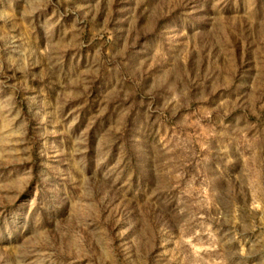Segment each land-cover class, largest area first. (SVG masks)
I'll use <instances>...</instances> for the list:
<instances>
[{"label": "rangeland", "instance_id": "obj_1", "mask_svg": "<svg viewBox=\"0 0 264 264\" xmlns=\"http://www.w3.org/2000/svg\"><path fill=\"white\" fill-rule=\"evenodd\" d=\"M0 264H264V0H0Z\"/></svg>", "mask_w": 264, "mask_h": 264}]
</instances>
